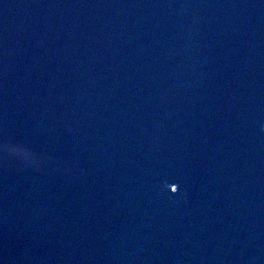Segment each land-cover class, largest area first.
<instances>
[{
  "label": "water",
  "instance_id": "1",
  "mask_svg": "<svg viewBox=\"0 0 264 264\" xmlns=\"http://www.w3.org/2000/svg\"><path fill=\"white\" fill-rule=\"evenodd\" d=\"M0 264H264V0H0Z\"/></svg>",
  "mask_w": 264,
  "mask_h": 264
}]
</instances>
